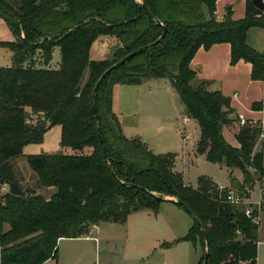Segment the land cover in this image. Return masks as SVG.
Returning <instances> with one entry per match:
<instances>
[{"label": "trees", "instance_id": "obj_1", "mask_svg": "<svg viewBox=\"0 0 264 264\" xmlns=\"http://www.w3.org/2000/svg\"><path fill=\"white\" fill-rule=\"evenodd\" d=\"M215 6L216 0H0V18L15 37L0 42L13 53L12 65L0 68V183L18 184L4 161L22 155V146L42 142L53 125L61 126V148L74 151L26 155L37 186L53 187L54 192L48 199L35 189L23 190L24 195L5 193L0 264H41L55 257L60 238L82 236L100 221L123 223L138 210L155 213L165 196L180 200L194 214L182 240L199 236V264L205 248L207 264H257L255 216L264 203L246 215L241 204L227 199L228 188L219 189L205 177H198L196 188L185 185L173 169V153L155 155L139 138H127L112 109L115 84L167 78L186 115L200 128L197 153L241 170L242 181L230 174L229 186L248 198L255 178L264 180L262 152L253 151L261 128L248 121L238 125L230 98L209 90L210 81L200 79L189 62L200 47L228 43L230 63L249 62L251 80L264 81V54L246 42L250 27L264 29V13L246 0L242 19L234 20L230 8L218 19ZM163 25L162 39L111 70L98 85L95 106L105 158L91 110L93 88L109 66L156 41ZM101 36L114 38L117 45L110 46L105 58L91 60V44ZM55 46L60 49L59 67L38 66L36 53L48 64ZM30 114L41 119L34 123ZM223 127L232 131L238 147L226 141ZM4 224L9 228L1 232Z\"/></svg>", "mask_w": 264, "mask_h": 264}, {"label": "rangeland", "instance_id": "obj_2", "mask_svg": "<svg viewBox=\"0 0 264 264\" xmlns=\"http://www.w3.org/2000/svg\"><path fill=\"white\" fill-rule=\"evenodd\" d=\"M106 39L105 36H101L93 41L90 52L91 60H101L105 58L106 55H104V52L106 48L109 50L110 46L112 49L117 45L114 38H112V41ZM12 55L13 53L9 48L0 47V68L10 67L12 65ZM35 60L40 67L47 66V68L57 69L60 62V49L56 46L52 48L51 59L48 64H44L39 52L36 53ZM147 80H144V83L142 82L140 86L122 84V87L119 88L120 95L116 94L115 96L113 111L118 116L119 122L122 125L123 135L126 137H140V140L145 143L146 148L155 155L173 153V169L181 173L183 182L187 186L196 188L198 177H205L216 185L228 186L230 183V174L237 180L242 181L243 175L238 168L229 169L224 165L212 163L206 159L204 154L197 153L196 144L199 139L200 128L193 119L188 121V123L184 122V117L187 115L183 103L177 91L170 85L168 79L150 78ZM25 110L30 112L29 107H26ZM28 119L35 123L41 119V116L39 114H30ZM250 124L257 125L255 123ZM250 124L247 123V125ZM259 126L261 127L262 135H259L260 138L257 145L259 151H262L264 159V124L261 125L259 123ZM145 127L147 129H157V132L151 135L146 142H144L143 139L147 129L141 132V129ZM140 134L141 136H138ZM230 137L228 138L230 139ZM59 141L58 130L52 128L46 134L44 145L42 142L26 144L22 146V155L4 161V163L10 167L14 178H16L22 190L30 191L35 189V192L42 194L48 199L50 195H48L47 191L49 192V190L44 191V189L41 190V188L37 186V175L28 166L26 155L30 152L37 154L40 152L47 153L45 151H54L55 148H60L59 150L67 154L74 153L69 147L61 148ZM251 172H253V170H251ZM2 184L4 183H0V185ZM226 188L231 189L237 195L240 193L236 188L232 189L230 186ZM52 190H54V188H52ZM6 192H8V190L5 191L0 188V203L3 202ZM262 203H264V180L255 178L254 185L249 192V197H242L240 204L243 208H250L253 210L258 209ZM168 205L170 204H163L162 207H171ZM142 211L149 210L146 209ZM183 213V218H179L178 225L176 226V220L173 225L170 223L167 210L164 211L163 208H160L155 213L151 212V222L143 227L149 230L150 233L140 235V238L136 241L137 243H134L132 240L125 242L124 237L126 228L116 224L115 227L117 228L115 230L118 233L110 232L104 236H113L115 234L120 236V233H123L124 237H122L123 239L121 240L117 238L119 241L112 242L115 243L113 246L109 244L107 250L111 251L113 247H117L116 253L123 257L127 264H143L142 257L147 258L154 250V246L152 247L153 242H160V244L164 246L165 242L172 243L174 236L178 235L175 241H180L176 247H179L178 252L181 256L182 264H199L203 253V246L199 236H195L192 241L182 240L193 224V218L186 211ZM255 220L258 221L259 226L257 264H264V209L259 210L258 216H255ZM102 224L103 222L100 223L101 227ZM138 226H140V224H132L130 219L128 234L132 236L133 230L138 229ZM8 228L9 225L4 224L1 228V232L6 231ZM170 230H173V234ZM92 234L94 236L96 235L98 238L102 237L100 233L97 234L96 232H92ZM150 241L151 243L147 244V242ZM96 250L100 251L101 254L104 253L101 245L99 250ZM145 251H149L148 255ZM94 253L95 247L93 246L89 250V255L85 264H90L92 262ZM156 257L159 261L160 256Z\"/></svg>", "mask_w": 264, "mask_h": 264}, {"label": "crops", "instance_id": "obj_3", "mask_svg": "<svg viewBox=\"0 0 264 264\" xmlns=\"http://www.w3.org/2000/svg\"><path fill=\"white\" fill-rule=\"evenodd\" d=\"M230 8L232 13V18L234 20L242 19L245 15L246 10V0H216L215 14L218 19H222L226 14V9ZM264 13V11H263ZM106 40L112 41L111 37H106ZM15 37L13 33L9 30L5 21L0 18V42H13ZM246 42L249 46L254 48L256 51L264 54V29L261 27H250L246 32ZM109 47V46H108ZM91 47L89 50L90 57ZM108 48H106L104 55H108ZM91 59V58H90ZM189 66L194 70L200 79H205L210 81L208 86L209 90L220 91L223 95L230 98V106L233 109L232 117L236 118L238 124V117L240 114L244 115L249 123H255L259 126V123L264 124V81L263 80H251V64L243 60H239L235 64L230 63V45L228 43H215L209 48L205 49L200 47L197 49L195 54L192 56ZM148 81V80H147ZM169 81V80H168ZM144 83V82H143ZM171 85V84H170ZM137 86H140L138 84ZM122 84H115L112 88V109L114 107L115 96L120 95V89ZM256 103L254 108L252 105ZM184 106V105H183ZM114 110V109H113ZM188 121L191 120L188 116ZM188 121L186 123H188ZM122 126V125H121ZM54 128L58 130L59 140L61 138V126L53 125L44 134L42 144L44 145L47 132ZM261 128V127H260ZM147 128H142L141 132ZM140 132V133H141ZM157 132V131H156ZM155 132V133H156ZM228 133V135H227ZM223 135L226 141L234 147H238L239 144L235 139L232 131L227 127H223ZM227 135V136H226ZM260 135V134H259ZM138 136H141L138 135ZM232 136V137H230ZM261 136V135H260ZM256 140L254 146V153L262 152L259 151L258 142L259 138ZM230 137V139L228 138ZM127 138H139L140 137H128ZM233 138V139H232ZM60 144V141H59ZM60 148H55L54 151H45L47 153H53L59 151ZM43 153V152H40ZM29 154H37L30 152ZM28 155V154H27ZM263 165H264V159ZM238 178V177H237ZM222 186V185H218ZM229 186V185H228ZM223 186V187H228ZM53 187L43 188L47 191L48 195H51L54 190ZM51 189V190H50ZM42 190V189H41ZM173 198V197H170ZM175 199V198H173ZM260 202V201H259ZM163 204H170L171 207H162ZM163 208L164 211H168L170 223L173 225L176 220V226L178 225L179 218H183V212H185L179 205L164 201L159 205V208ZM145 210V209H142ZM138 210L132 212L128 215L127 220L123 223L112 222V221H100L90 225L88 232L79 237H62L57 242V250L55 257L49 258L41 264H85L86 259L89 255V250L91 247H95V253L93 255V260L90 264H127L126 260L116 253V248L113 247L111 251L107 250L110 245H114L116 242L123 239V233L115 234L113 236L104 235L112 232L118 233L115 229L116 224L124 226L125 231V242L132 240L134 243L140 238V235L149 234V230H146L147 226L151 222V211ZM131 219L132 224H137L138 229L133 230V235L128 234L129 220ZM103 222L102 227L100 223ZM95 226V227H94ZM175 226V224H174ZM173 234V230H170ZM92 232L101 234L102 237L98 238L94 236ZM118 235V236H116ZM122 235V236H121ZM104 236V237H103ZM178 236V235H177ZM174 236L173 242L168 246H162L160 242H153V251L147 258L142 257L143 264H182L181 256L179 255L178 248L176 247L178 242L175 241ZM145 238V237H144ZM151 243L147 242V244ZM102 247L104 253H100L99 247ZM139 245V244H138ZM137 245V247H138ZM150 250V248H149ZM146 252V251H145ZM160 252V254H159ZM149 251L146 252L148 255ZM158 254V255H157ZM156 256H160V260H157Z\"/></svg>", "mask_w": 264, "mask_h": 264}, {"label": "water", "instance_id": "obj_4", "mask_svg": "<svg viewBox=\"0 0 264 264\" xmlns=\"http://www.w3.org/2000/svg\"><path fill=\"white\" fill-rule=\"evenodd\" d=\"M142 4V7L144 8L145 12L147 13V15L152 18L157 24H160V21L150 12V10L147 8V6L141 2ZM252 4L258 8L259 10L261 11H264V0H252ZM166 34V26H162V33L160 34V36L156 39V41L150 43V44H147L145 46H142V47H139L138 49H135L133 51H131L130 53L126 54L124 57H122L119 61H117L116 63L112 64L111 66H109L102 74L101 76L98 78L94 88H93V92H92V99H91V110L92 112L94 113V118L97 122V125H96V128H97V131H98V135H99V141H100V145H101V149H102V152H103V155L104 157L106 158L107 157V153H106V150L102 144V138L100 136V131H99V121H98V116H97V113H96V106H95V95H96V90L98 88V85L99 83L103 80V78L108 74L110 73L111 70L119 67L120 65L124 64L126 61H128L129 59H131L133 56H135L137 53L141 52L142 50H144L145 48H148L150 47L152 44L158 42L160 39H162ZM157 131V129L155 128H150V129H147L145 131V134H144V139L143 141L146 142L149 137L151 135H153L155 132ZM8 185V192L11 193V194H14V195H24V191L18 186L17 183L15 182H10V183H7ZM154 194V193H153ZM161 199L163 201H174L175 204L177 203L180 207H182L193 219H195V216L194 214L189 210V208L184 205L180 200L178 199H173V198H170L168 196H165V197H161ZM204 238H205V242L207 244V235L206 233H204ZM207 258H208V250L207 248H205V252H204V256H203V264H207Z\"/></svg>", "mask_w": 264, "mask_h": 264}, {"label": "built area", "instance_id": "obj_5", "mask_svg": "<svg viewBox=\"0 0 264 264\" xmlns=\"http://www.w3.org/2000/svg\"><path fill=\"white\" fill-rule=\"evenodd\" d=\"M184 119H185L184 122H187V121H188L187 118H184ZM246 122H247V119L244 117V115H241V114H240V115L238 116V125L243 126V125L246 124ZM260 135H262V134L260 133ZM0 188H1V189H4L5 191L8 190V185H7V183H4V184L0 185ZM219 188H220V189H224L225 187H223V186H219ZM225 189H227V188H225ZM227 199H228L231 203L236 204V205L240 204V202H241V197H239V195L235 194L231 189H228ZM251 211H252V210H251L250 208H245V213H246V215H250V214H251ZM94 227H95V226H94Z\"/></svg>", "mask_w": 264, "mask_h": 264}]
</instances>
